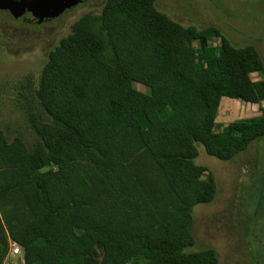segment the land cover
<instances>
[{
	"label": "trees",
	"instance_id": "obj_1",
	"mask_svg": "<svg viewBox=\"0 0 264 264\" xmlns=\"http://www.w3.org/2000/svg\"><path fill=\"white\" fill-rule=\"evenodd\" d=\"M157 1L83 14L42 69L33 143L0 126V264L9 239L22 264H220L189 250L194 209L218 191L197 144L230 161L264 139V115L217 120L225 97L264 102V59Z\"/></svg>",
	"mask_w": 264,
	"mask_h": 264
},
{
	"label": "rangeland",
	"instance_id": "obj_2",
	"mask_svg": "<svg viewBox=\"0 0 264 264\" xmlns=\"http://www.w3.org/2000/svg\"><path fill=\"white\" fill-rule=\"evenodd\" d=\"M105 1L86 0L74 11L45 23L15 18L0 9V126L10 141L21 137L33 143L31 114L44 115L36 91L50 52L70 34L77 19L90 11L100 12ZM157 6L183 26L216 25L233 44L256 46L264 59V0H158ZM135 87L149 92L141 83ZM261 115L264 102L225 97L217 120L228 124ZM197 147L195 161L215 174L218 191L213 202L194 209L196 244L189 250L213 248L220 264H264V139L230 161L209 155L200 143ZM22 262L21 254L12 255L9 250L3 264Z\"/></svg>",
	"mask_w": 264,
	"mask_h": 264
},
{
	"label": "flooded vegetation",
	"instance_id": "obj_3",
	"mask_svg": "<svg viewBox=\"0 0 264 264\" xmlns=\"http://www.w3.org/2000/svg\"><path fill=\"white\" fill-rule=\"evenodd\" d=\"M17 3H23L26 4V8L23 10V13L20 17H15L12 12L9 9H5L4 11H7L8 13H10L12 16H14L15 18H23V19H28L31 20L32 22H36V23H45L47 21L50 20H54V19H58L62 16H64L67 13H70L72 11H74L76 8H78L79 6H81L86 0H78L77 4L72 6L71 8L66 9L60 16L56 17V18H49V17H45L42 19V21H40V16L43 14H49L52 9L50 6H54V2H56L57 0H49L43 4H39L37 2V0H14ZM3 10V9H1Z\"/></svg>",
	"mask_w": 264,
	"mask_h": 264
},
{
	"label": "water",
	"instance_id": "obj_4",
	"mask_svg": "<svg viewBox=\"0 0 264 264\" xmlns=\"http://www.w3.org/2000/svg\"><path fill=\"white\" fill-rule=\"evenodd\" d=\"M48 0H37L39 4H43ZM50 2V0H49ZM78 0H57L54 2V6H50L52 11L49 14H43L40 16V21L43 18H56L60 16L66 9L71 8L76 5ZM26 8V4L17 3L14 0H0V9H9L15 17H20L23 13V10Z\"/></svg>",
	"mask_w": 264,
	"mask_h": 264
},
{
	"label": "built area",
	"instance_id": "obj_5",
	"mask_svg": "<svg viewBox=\"0 0 264 264\" xmlns=\"http://www.w3.org/2000/svg\"><path fill=\"white\" fill-rule=\"evenodd\" d=\"M9 245H10V252L12 253V255L22 254V248L16 241L10 239Z\"/></svg>",
	"mask_w": 264,
	"mask_h": 264
}]
</instances>
